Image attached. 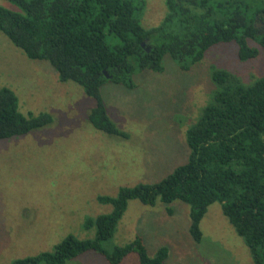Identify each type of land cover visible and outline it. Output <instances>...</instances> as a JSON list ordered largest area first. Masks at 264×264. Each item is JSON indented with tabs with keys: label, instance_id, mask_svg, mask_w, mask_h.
Listing matches in <instances>:
<instances>
[{
	"label": "rangeland",
	"instance_id": "374dc122",
	"mask_svg": "<svg viewBox=\"0 0 264 264\" xmlns=\"http://www.w3.org/2000/svg\"><path fill=\"white\" fill-rule=\"evenodd\" d=\"M249 14L264 0H244ZM144 28L158 26L166 15L165 0H145ZM0 6L19 11L0 0ZM240 61L235 42L210 48L196 63L163 60V72H138L134 89L107 83L100 95L110 120L125 138L102 133L88 115L93 99L74 82H61L44 61L30 60L0 33V89L12 90L18 110L27 116L48 114L52 123L30 133L0 140V264L51 252L67 236L94 238L87 218L111 211L98 196L116 197L120 188L156 183L188 158L185 137L215 90L212 69L225 70L250 85L264 76V53ZM184 67V68H182ZM173 210L168 216L166 210ZM189 205L159 200L153 207L128 203L112 238L101 246L111 253L140 237L149 256L168 249L164 264H254L249 249L214 203L200 222L202 238L190 236ZM66 264H108L90 251ZM121 264H139L131 253Z\"/></svg>",
	"mask_w": 264,
	"mask_h": 264
},
{
	"label": "trees",
	"instance_id": "16d2710c",
	"mask_svg": "<svg viewBox=\"0 0 264 264\" xmlns=\"http://www.w3.org/2000/svg\"><path fill=\"white\" fill-rule=\"evenodd\" d=\"M0 33L30 60L47 62L61 82H74L94 100L88 120L94 129L125 138L110 120L100 89L107 83L135 88L138 72H163V60L196 63L220 43L235 42L240 61L264 53V6L250 15L244 0H165L162 22L144 28L145 0H3ZM184 68V67H182ZM215 90L197 122L186 131L187 161L156 183L120 188L116 197L98 196L111 211L87 218L83 228L94 238L67 236L51 252L11 264H66L96 252L108 264H121L136 253L139 264H164L168 249L151 257L140 237L107 253L101 242L113 237L128 203L153 207L159 200L189 205V233L202 238L200 222L210 205L219 203L235 233L248 247L254 264H264V76L245 85L234 74L212 69ZM52 123L48 114L27 116L9 88L0 89V140L19 137ZM168 216L172 209L166 210Z\"/></svg>",
	"mask_w": 264,
	"mask_h": 264
}]
</instances>
